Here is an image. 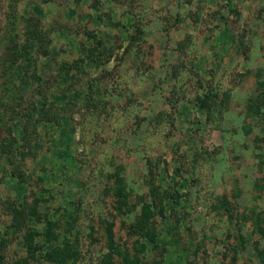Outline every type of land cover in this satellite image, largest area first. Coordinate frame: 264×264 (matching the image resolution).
<instances>
[{"label":"rangeland","instance_id":"374dc122","mask_svg":"<svg viewBox=\"0 0 264 264\" xmlns=\"http://www.w3.org/2000/svg\"><path fill=\"white\" fill-rule=\"evenodd\" d=\"M0 264H264V0H0Z\"/></svg>","mask_w":264,"mask_h":264},{"label":"trees","instance_id":"16d2710c","mask_svg":"<svg viewBox=\"0 0 264 264\" xmlns=\"http://www.w3.org/2000/svg\"><path fill=\"white\" fill-rule=\"evenodd\" d=\"M14 49H15V48H14ZM14 65H15V64L13 63L12 66H10V67H13ZM17 71H18V70H16V73H17ZM17 74H18V73H17ZM17 74H16V75H17ZM17 76H18V75H17ZM139 225H140V226H139ZM138 226H139V227H138ZM142 227H143V225H142L141 223L138 224V225H137V228H136V231H137L138 233H140ZM144 228H145V226H144ZM145 231H146V230H145ZM140 234H141V233H140Z\"/></svg>","mask_w":264,"mask_h":264}]
</instances>
